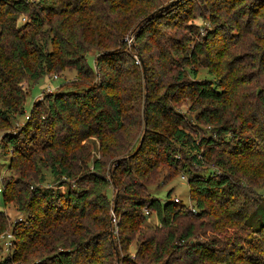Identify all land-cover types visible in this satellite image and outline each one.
I'll return each instance as SVG.
<instances>
[{"label":"trees","instance_id":"1","mask_svg":"<svg viewBox=\"0 0 264 264\" xmlns=\"http://www.w3.org/2000/svg\"><path fill=\"white\" fill-rule=\"evenodd\" d=\"M161 1L0 0V147L13 148L8 167L14 173L1 179L0 192L5 205L24 215L4 237L10 252L0 253V264H263L216 241L192 242L196 226L183 228L185 211L173 200L144 196L143 181L152 182L164 166L181 167L199 215L211 213L205 209L214 195L212 214L229 213L252 167L262 168L264 36L256 26L264 0H175L149 17ZM195 8L213 29L197 41L167 36L169 29L194 27L186 21ZM225 26L235 38L232 47H249L250 37L260 42L251 84L240 91L248 100L238 96V103L224 97L221 83L199 79L196 68L204 66L211 41ZM129 33L132 45L125 40ZM92 50L98 52L94 67L87 59ZM70 69L83 88L48 92L26 126L9 131L26 112L23 81ZM183 100L190 102L187 113L178 108ZM244 120L245 129L235 127ZM203 125L210 135L201 133ZM90 137L102 150L92 164ZM108 154L115 159L107 174ZM210 162L220 173L201 174ZM49 177L56 178V190L46 186ZM145 209L158 222L152 224ZM248 222L264 236V197ZM7 225L0 211V234Z\"/></svg>","mask_w":264,"mask_h":264},{"label":"rangeland","instance_id":"2","mask_svg":"<svg viewBox=\"0 0 264 264\" xmlns=\"http://www.w3.org/2000/svg\"><path fill=\"white\" fill-rule=\"evenodd\" d=\"M175 0H162L161 7L152 11L148 16H152L157 10L161 9L162 6L167 4L174 3ZM195 4H199L201 0H193ZM159 5V4H156ZM259 8V16L257 17V26L256 30H258L261 36H264V5H257ZM202 10L194 9L192 13H190L187 19V23L193 25L194 27H190L189 29H166L167 36L172 38H177V40H181L182 36L188 35L192 36L193 41H197L199 39L202 40V37L207 34L209 29H213V25L208 19V15H201ZM173 13L169 14L167 19L175 16ZM181 16H186L185 11H180ZM147 16V17H148ZM180 16V17H181ZM181 19V18H180ZM165 22V20H163ZM226 30L221 29V34L219 36V40L211 41L210 46V55L204 58V66L196 67L198 71L199 79L212 80V82L221 83L223 86V90L225 91V96L228 97L230 102L238 103L236 98L238 96L246 98L247 96L244 94H240L241 88L249 87L251 82L248 81L250 75L252 74V66L251 64L257 60V54L260 53V50L257 49V44H260L259 40L255 37H250L248 39L249 47H232V43L235 42V38L230 35V31L228 27L225 26ZM47 28H44L39 31L40 35H46ZM197 31V33H196ZM235 34H238L235 31ZM125 40H127L129 45L133 44L134 36L129 33ZM262 44V49H264V42ZM246 47V49H245ZM96 50V49H95ZM92 50L89 52L87 59L89 64L94 67L95 65V55H97V51ZM226 50L227 52H222ZM221 52V53H220ZM256 56V57H255ZM136 63L138 64V60L141 63V59L137 57ZM77 75L75 70H65L63 72H51L46 76L40 78L37 82L31 81L29 79H25L23 81V86L26 88L28 93V98L26 102V112L24 115H20L17 119L12 121V126L9 131L11 132H19L22 127L26 126L27 120L31 115V111L33 107L38 104L40 101H43L45 95L49 92H56L58 90H62V88H80L83 86L81 84H77L76 81ZM91 84L95 82L94 80L88 81ZM190 102L182 101V105H179L181 111L184 113L188 112ZM230 108V106H229ZM231 109V108H230ZM236 109L233 110L234 114H236ZM238 122H241L240 120ZM248 120H244L242 124L236 123L234 124L236 128H246L248 125ZM31 132V130H30ZM201 133L205 135H210L211 128L209 126L203 125V129ZM230 136V134L228 135ZM143 138V137H142ZM230 137H228L229 140ZM0 140H1V132H0ZM143 139H141L142 143ZM86 144L88 145L91 153V161L92 164L93 159L102 158V150L100 146V140L97 137H90ZM13 153V148H1L0 147V181L4 178H9L11 174H14L8 167L10 163V156ZM115 159L113 154H108L105 157L104 163L106 172L108 174L111 165ZM245 167H249L250 163L245 162L242 164ZM257 168H253L252 176H250L251 180L245 179L242 184L244 185L243 194L241 198L236 200V203L229 213L223 211L218 212L217 214H212L215 211V207H217L218 202H214L216 195H214L210 201H208L209 208L205 209L211 213L206 215H199L200 209L197 206V202L192 198V186L189 183V177L187 171H184L181 167H169L164 166L154 177L152 182L143 181L145 185V193L144 196H155L159 198L162 202H166L168 199L173 200L176 204H179V207L184 212L182 215V225L187 228V226L194 225L195 235L191 239L192 242H200L203 244H212V242H218V246L221 249L227 248L228 250H234L237 254H242L250 259L259 260L264 264V248L256 247L260 243H264V236L254 233L252 230V225L250 222V216L255 209V207L262 203V198L264 197V165L262 168H258V165L255 164ZM201 174H217L220 173V169L216 167L213 162H210L205 168L199 169ZM46 186L52 184L53 189H57L56 178L49 177L47 179ZM239 182V181H238ZM2 187L0 182V188ZM115 188L111 187L109 190V195L114 196ZM219 200V199H217ZM218 209V210H219ZM0 211H3L8 219V225L5 233L0 234V253L2 256H7L10 252L6 245V241L4 239L6 235L11 232V227H13V223L19 217H24L21 212H19L12 203L4 204L2 195L0 192ZM146 214L150 218L151 223L158 222L155 218L154 213H150L145 209ZM150 213V214H149ZM151 232V231H149ZM136 250V241L131 247V251L135 252ZM242 262V261H241ZM238 264H243V263ZM16 264H29V263H16Z\"/></svg>","mask_w":264,"mask_h":264},{"label":"water","instance_id":"3","mask_svg":"<svg viewBox=\"0 0 264 264\" xmlns=\"http://www.w3.org/2000/svg\"><path fill=\"white\" fill-rule=\"evenodd\" d=\"M143 70H144V77H145V80H146V67H145V65L143 64ZM146 110H147V106H146V102H145V108H144V118H145V126L147 125V112H146ZM146 128L147 127H145V131H146ZM144 138V137H143ZM142 138V139H143ZM115 203H116V198H115Z\"/></svg>","mask_w":264,"mask_h":264},{"label":"built area","instance_id":"4","mask_svg":"<svg viewBox=\"0 0 264 264\" xmlns=\"http://www.w3.org/2000/svg\"><path fill=\"white\" fill-rule=\"evenodd\" d=\"M139 62H140V61L138 60V63H139ZM0 191H1V189H0ZM7 236H8V237H11V234H7ZM9 243H10V242H6V245H9Z\"/></svg>","mask_w":264,"mask_h":264}]
</instances>
